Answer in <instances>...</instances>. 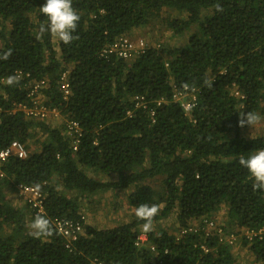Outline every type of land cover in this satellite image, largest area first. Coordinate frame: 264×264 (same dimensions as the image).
I'll return each mask as SVG.
<instances>
[{
    "label": "trees",
    "instance_id": "obj_1",
    "mask_svg": "<svg viewBox=\"0 0 264 264\" xmlns=\"http://www.w3.org/2000/svg\"><path fill=\"white\" fill-rule=\"evenodd\" d=\"M44 3L0 0V53L12 49L0 60V149L17 140L29 152L0 161V264H241L232 245L215 234L178 235L193 219H214L222 207L225 231L232 225L238 235L254 233L242 247L264 264V190H253L239 163L264 149V132L244 137L240 130L247 126H238L239 112L264 119V0H73L79 39L58 41L59 56L50 34L36 38L39 25L47 24ZM156 23L185 34L186 43L148 48L132 60L102 54L116 37ZM67 69L70 95L64 99L59 78ZM16 73L20 83L8 86L6 78ZM41 78L47 79L45 103L82 129L75 152L63 124L51 128L13 110L27 99V82ZM172 84L199 88L191 116L171 100ZM136 95L143 105H135ZM33 129L46 137L37 151L27 144ZM111 174L114 180L104 179ZM18 184L42 188L40 215L52 223L80 220L82 198L114 189L130 190L126 203L133 211L129 221L109 228L83 224L85 235L66 247L56 227L49 238L29 235L26 206L5 194L6 188L17 193ZM144 203L159 205L154 221L175 217L171 230L147 233L155 255L134 244L144 223L134 213Z\"/></svg>",
    "mask_w": 264,
    "mask_h": 264
},
{
    "label": "built area",
    "instance_id": "obj_2",
    "mask_svg": "<svg viewBox=\"0 0 264 264\" xmlns=\"http://www.w3.org/2000/svg\"><path fill=\"white\" fill-rule=\"evenodd\" d=\"M148 48L159 50L160 48H162V42L149 41L143 38H132L128 34H123L116 37L113 42L108 44L103 49L102 54H112L117 58H121L123 60H132L142 51ZM69 73L70 69L64 70L60 74L59 78L60 91L64 99H67L70 95L68 83ZM46 86V78H41L39 80H30L29 82H27V99L17 103L14 106L13 110H21L28 118H35L44 121L47 125H49L50 121L56 120L57 124H51V128H59V126L63 124L65 127L63 131L64 136L68 140V145L71 148L72 152H75L78 148L82 129L80 128V125L77 121L66 119V117H64L59 109H57L56 107H51L45 103L47 99L44 96L42 90ZM172 87L173 89L171 93V100L177 103L185 112V114L191 116V110L192 107H194V105L196 104L199 88L188 85L176 87L174 84H172ZM133 100L136 106L143 105L144 99L142 96L136 95L133 97ZM157 104H160V100L157 102ZM150 113L151 115L153 114L152 111ZM11 155L17 156L18 158L26 157L27 150L24 144L18 142L17 140H13L6 147L0 149V161ZM16 190L17 194L22 197L24 201L30 206L31 210L34 212V215L43 213L45 194L42 191L41 187H39L38 190L36 186L18 184ZM83 220V215L80 216V220L75 221L67 218H59L53 220V224L55 225L57 231L61 233L63 238L66 240V247H68L72 241L85 234ZM201 229L204 230L205 237L215 234L220 242H226L228 243V245L232 246L235 244L237 239L240 238L236 231L226 232L221 222L206 217H200L199 219H194V221L191 220L186 226L180 227L178 235H183L190 232L196 233ZM240 236H242L243 239L245 238L246 240H251L254 236V233L249 232L248 230H243L240 233ZM134 244L137 247H147L153 255L156 254L155 246L148 243L147 233L142 230V227L140 228ZM201 247L204 251H208V249L204 245H201ZM92 264L106 263L94 262Z\"/></svg>",
    "mask_w": 264,
    "mask_h": 264
},
{
    "label": "clouds",
    "instance_id": "obj_3",
    "mask_svg": "<svg viewBox=\"0 0 264 264\" xmlns=\"http://www.w3.org/2000/svg\"><path fill=\"white\" fill-rule=\"evenodd\" d=\"M216 11L222 12L223 8L218 4L216 5ZM40 12L45 17H47V24L42 23L39 25L38 32L36 34L37 39H41L46 33L57 38L58 41L62 42L64 45H70L74 40L79 39L78 35H74V33L77 32L79 22L81 21V16L78 13V11L73 7V0H45V3L40 7ZM11 54H12V49H8L7 51L0 53V60H8ZM21 79L22 76L19 73H16L13 75H9L6 78L5 83L8 86H15L20 83ZM205 84L209 88L213 86L212 81H205ZM261 119L262 117L255 112H239L238 126L240 127L249 126L254 128L261 121ZM239 163L242 167L246 168L250 173L251 178L253 179V184H252L253 190L254 191L264 190V149L255 152L254 154L248 156L247 158L241 156L239 158ZM115 175L116 174H111L109 176L111 178V176H115ZM36 187L39 190L40 186L37 185ZM56 188L58 190H62L61 186H56ZM44 194L46 197L45 192ZM96 194L98 193L92 194L90 196ZM20 198L23 199L22 197ZM83 199L84 198H82V200ZM22 205L26 206L27 214L30 213L31 215V212L28 209L29 205L24 201L23 203H21V205L19 204L18 206H22ZM43 212H44V207H43ZM159 212H160V208L158 204L144 203V204H140L135 209L134 215L136 216V218L138 220L144 221L142 225V230L145 233L154 230V223L157 222L154 221V219L158 216ZM80 214L84 216L83 224L90 225L87 215L82 212H80ZM32 215L34 219L28 225L30 229L29 235L33 236L36 239H40V238H49L52 237L54 234H56L55 225H53V223L49 218L40 214L35 216L33 211H32ZM241 239H243V237ZM243 248L248 249V245H245V247Z\"/></svg>",
    "mask_w": 264,
    "mask_h": 264
},
{
    "label": "rangeland",
    "instance_id": "obj_4",
    "mask_svg": "<svg viewBox=\"0 0 264 264\" xmlns=\"http://www.w3.org/2000/svg\"><path fill=\"white\" fill-rule=\"evenodd\" d=\"M161 14L163 16H167V14L174 16L175 12L169 10H163ZM31 17L34 18V15L32 14ZM138 31L139 33H136L133 37L136 38V36L138 35L137 37L147 39L149 41L162 42V48L165 47L180 48L186 43L185 34L176 35L172 33V31L169 28H167L163 23L151 24L150 26H147L145 28H139ZM52 42L54 44L53 46L55 47L57 54H59L58 39L52 36ZM51 124H57V121L56 120L50 121L48 126H51ZM31 132L34 135L32 138L28 140L27 144L32 146V148L37 151L40 149L41 146L40 142L45 140L46 137L45 134L42 133L39 129H33V131ZM263 132H264V119H261V121L254 128L247 126V128L240 130V135L244 137H254ZM26 150L28 155L29 153L28 149ZM87 173L90 176L97 178V175L93 171H88ZM111 178L114 179L115 176H111ZM111 178L110 176H104V179L112 180ZM101 179L103 178L101 177ZM129 191H130L129 189L127 190L114 189L93 196H88L87 198H84L81 201L80 208L78 210L87 215L90 226L99 229L109 228L115 226L117 223H125L129 221L133 211L130 207H128L126 203L127 195L129 194ZM5 194L7 195V199L11 200V202L15 205H19L20 203L24 202L16 192L11 191L9 193L8 188L5 189ZM14 196H16V198ZM28 209L31 212V215L30 213H28L29 215H27V228L30 231L28 225L31 223L33 219V215L30 206L28 207ZM220 216H223V218H227V208L224 207L220 208V210L214 214V219L217 221L218 219H222V217ZM169 226H172V223L168 222L167 224L164 223V225L159 224L157 226H154V230L158 228H167L166 230L168 229L171 230ZM231 226L232 225H230V227L228 228H231ZM141 227L142 225L139 226V228ZM231 230L232 232L237 231L235 227H232ZM241 242L242 239H237L235 244L232 246V250L237 252V257L241 262V264H255L254 258L250 255L249 252H247V249H244L242 247L243 243ZM236 246L242 248L241 252L236 250Z\"/></svg>",
    "mask_w": 264,
    "mask_h": 264
},
{
    "label": "crops",
    "instance_id": "obj_5",
    "mask_svg": "<svg viewBox=\"0 0 264 264\" xmlns=\"http://www.w3.org/2000/svg\"><path fill=\"white\" fill-rule=\"evenodd\" d=\"M138 29L139 28H132L131 30H130V33L128 34L129 36H131V37H133L136 33H139V31H138ZM133 31V32H132ZM138 36V35H137ZM136 36V38H139V37H137ZM135 38V37H134ZM60 53V52H59ZM57 56H59V54H57ZM10 193V192H9ZM16 195V194H15ZM15 198H16V196H14ZM22 201H23V199H22ZM20 205H21V203H20ZM215 217H217V216H215ZM220 217H222V219H218V221L219 222H221L222 224L224 223V222H226V221H228V219L227 218H223V216H220ZM174 219H175V217H174V215H171V216H169V217H167L165 220H163V221H157V222H155L154 223V226H157V225H159V224H162V225H164V223H168V222H170V223H172L173 221H174ZM193 221H194V219H193ZM233 226H231V228H232ZM238 230V229H237ZM236 250H238V251H240L241 252V250H242V248H239V247H237L236 246ZM232 253H233V255L235 256V257H237V252H235L234 250H232ZM253 257V256H252ZM240 262V261H239ZM241 263V262H240ZM255 264H258V263H256L255 262Z\"/></svg>",
    "mask_w": 264,
    "mask_h": 264
}]
</instances>
